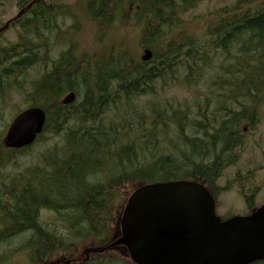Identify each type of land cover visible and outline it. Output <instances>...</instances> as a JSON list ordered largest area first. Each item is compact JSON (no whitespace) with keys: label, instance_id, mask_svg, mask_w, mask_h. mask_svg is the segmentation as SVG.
I'll use <instances>...</instances> for the list:
<instances>
[{"label":"trees","instance_id":"1","mask_svg":"<svg viewBox=\"0 0 264 264\" xmlns=\"http://www.w3.org/2000/svg\"><path fill=\"white\" fill-rule=\"evenodd\" d=\"M14 1L19 12L9 28L29 34V48H21L18 38L0 45V119L14 95L25 96V109L40 107L46 113L43 132L31 146L47 132L60 136L63 146L42 156L43 172L18 173L17 191L11 184L0 191L1 246L13 236L29 264L44 263L86 241L105 247L112 233L103 220L111 217L117 192L126 185L128 191L147 183L199 180L217 192V180L239 161L242 127L254 128L264 105V0H234L227 12L209 18L200 38L182 32L179 18L200 0L143 1L151 3L143 8L141 24V47L152 53L148 62L115 44L123 50L111 46L100 59L95 55L101 49L83 57L74 45L69 55L62 50L52 58L46 40L54 32L57 38L70 31L62 30L60 15L68 7L60 0ZM127 8V3L117 6L120 18ZM105 16L112 18L107 11ZM62 40L49 43L50 48L62 47ZM210 59L211 65L217 61L215 77L200 106L172 107L155 99L160 86L197 85ZM34 67L41 71L28 80ZM70 93L75 100L64 105ZM26 150L30 146L9 149L0 139L5 153L0 169L10 168L12 155ZM253 197H245L248 209ZM41 212L53 220L42 223ZM74 264L132 263L121 252L105 251Z\"/></svg>","mask_w":264,"mask_h":264},{"label":"rangeland","instance_id":"2","mask_svg":"<svg viewBox=\"0 0 264 264\" xmlns=\"http://www.w3.org/2000/svg\"><path fill=\"white\" fill-rule=\"evenodd\" d=\"M60 1L64 3L62 5L67 6L68 9L65 10L64 14H60L63 15L65 19L63 20L64 22H61L63 19L62 16L59 17L57 21L58 23H62V30L70 29V31L64 32L59 37L57 35V38L54 32V34L46 40L45 50L52 58L62 50H64L65 54L69 55L76 41L78 44L75 45V47L79 49V53L83 57L94 55L101 49V51L95 55L97 59L103 58L111 46L114 51L123 50L117 48L115 45H119L127 51H130V55L138 59L146 49L141 47V24H143L144 17L143 8L148 9L151 7L149 1L145 4H142V2L146 0H141V3L138 1L134 10L122 21L117 13V6H124L126 2L124 3L123 0H106V2L102 0ZM233 1L234 0H200L193 9L186 10L180 15L179 18L182 20L181 24L183 26L182 29H184L182 32L198 38L202 37L207 22H209V18L215 20L216 15L222 10L225 9L224 12H227L226 8L232 5ZM105 11L109 13V16L112 17L111 19L105 16ZM18 12L19 9L15 6L14 0H0V45L5 46L7 42L12 43L16 40L17 28L12 26L2 31V26L4 27L5 23L13 21L18 16ZM85 13H88L91 17L85 16ZM138 22L140 25L137 24ZM117 24L128 27L124 28V26L121 27V25L116 26ZM28 35L29 34H27V37ZM173 36L175 38V34H173ZM60 37L64 39L62 40L63 46L50 48L49 43L56 41ZM177 37L179 38L178 34ZM180 38L182 39V36ZM72 55L73 59L77 61V54ZM216 63L217 61H215L214 64ZM214 64L211 65V59L206 62L204 73L201 74V78L197 85L195 84V86L190 88L183 87L177 84V82H175L176 84L163 85L156 89L155 95L157 96L155 99L169 103L172 107H174L173 104L182 108L188 106L189 109L200 106L210 92L207 85L209 84V80L215 77V68L217 64L215 66ZM40 71L41 69L39 67H34L33 72L26 75V78L28 80L35 79L38 77ZM153 97L149 96V99H153ZM40 103L41 106H46L42 104V102ZM26 107H28V103L25 96L19 94L13 96L0 119V139L2 143H4L3 134L5 128L8 127L16 111L25 109ZM259 113L260 120L254 128L250 129V127L246 125L242 127L245 137L239 161L235 166L228 168L216 183L220 188L224 186H228L229 188L226 191H222L217 197L218 207L216 208V213L222 217L236 214L242 216L246 215V205L239 195L241 189L245 190V193L258 189L254 205L260 206L264 204V105L260 108ZM62 146L63 143L60 136H54L50 132H47L33 146L30 145V150H26L21 154L12 155L16 157L14 165H11L10 168L0 169V191L2 189H8L9 187L7 184H11V187L15 188L17 191L19 188L16 184L17 180L22 177L17 176V174L22 172L27 176H31V174L34 175L43 172L42 156L48 155L54 148H61ZM64 149L65 147L59 150ZM53 152H51L49 156ZM0 159L1 164L5 162V153L2 151H0ZM248 173H250L249 176L247 175ZM127 186L128 185L119 189L116 203L114 204L113 202L114 208L111 209V217L103 220V222H106V225L109 226L111 233L115 230L114 224L117 221L118 212L121 211L120 207L125 204L131 192V190L125 191ZM40 218L42 223H49L53 220L52 214L49 212H41ZM108 220L110 221V225H108ZM12 238L13 236H9L6 240H3L4 243H2V246L0 245V264H29V260H27L23 248L20 249L23 245H20L17 241L14 242ZM86 242L87 245H83ZM86 242L80 243L76 248L68 250L67 253L57 252L54 256L46 258L45 262L41 264H74L75 260H83L91 254V250L86 253V247L95 248L99 246L96 242L92 244H89L88 241ZM81 244L83 246H81Z\"/></svg>","mask_w":264,"mask_h":264},{"label":"water","instance_id":"3","mask_svg":"<svg viewBox=\"0 0 264 264\" xmlns=\"http://www.w3.org/2000/svg\"><path fill=\"white\" fill-rule=\"evenodd\" d=\"M152 58L145 49L140 57ZM70 93L63 100L73 101ZM44 123L42 109L16 118L8 146L32 141ZM123 246L134 264H253L264 261V205L246 216L222 220L212 195L199 182L145 184L128 197L120 235L108 248Z\"/></svg>","mask_w":264,"mask_h":264},{"label":"bare ground","instance_id":"4","mask_svg":"<svg viewBox=\"0 0 264 264\" xmlns=\"http://www.w3.org/2000/svg\"><path fill=\"white\" fill-rule=\"evenodd\" d=\"M146 49H147V48H146ZM148 50H149V49H148ZM150 51H151V50H150ZM73 94H74V93H73ZM66 96H68V95H66ZM66 96L62 99V102H63V100L66 98ZM74 99H75V95H74ZM74 99H73V101H74ZM73 101H71V103H72ZM63 104H64V105H68V104H70V102H69L68 104H65V103H63ZM40 109H42V108H40V107H30V108H27V109L23 110L21 113H19L18 115L14 116V117L12 118V120H11L10 123L8 124L7 129L10 128V126L13 124V122L16 120V118L20 117V116L23 115L24 113H26V112H28V111H37V110H40ZM42 110H43V109H42ZM43 111H44V110H43ZM45 114H46V113H45V111H44V123H43V126H42L40 132L36 134V136L34 137V139H33L31 142H30V141H28V142H26V143L19 142V143H17V144H14V145L8 146L7 143H6V137H4V140H3V141H4V145H5L7 148H9V149H22V148H26V147L32 145V144L35 142L37 136H39V135L43 132V128H44V124H45V118H46Z\"/></svg>","mask_w":264,"mask_h":264}]
</instances>
